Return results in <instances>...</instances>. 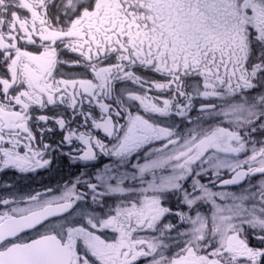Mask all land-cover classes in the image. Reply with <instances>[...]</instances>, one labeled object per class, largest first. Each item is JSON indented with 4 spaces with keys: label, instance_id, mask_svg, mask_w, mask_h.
<instances>
[{
    "label": "snow or ice",
    "instance_id": "obj_1",
    "mask_svg": "<svg viewBox=\"0 0 264 264\" xmlns=\"http://www.w3.org/2000/svg\"><path fill=\"white\" fill-rule=\"evenodd\" d=\"M0 264H264V0H0Z\"/></svg>",
    "mask_w": 264,
    "mask_h": 264
},
{
    "label": "flooded vegetation",
    "instance_id": "obj_2",
    "mask_svg": "<svg viewBox=\"0 0 264 264\" xmlns=\"http://www.w3.org/2000/svg\"><path fill=\"white\" fill-rule=\"evenodd\" d=\"M75 171H76L75 168L69 167L66 162L62 161L59 165L58 170H55L51 173L42 172L41 174L33 175L26 179L15 177L11 174L0 175V182H6V181L15 182L21 187L28 185L32 187H39L43 184L57 182L61 179L67 178Z\"/></svg>",
    "mask_w": 264,
    "mask_h": 264
}]
</instances>
